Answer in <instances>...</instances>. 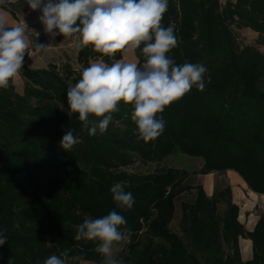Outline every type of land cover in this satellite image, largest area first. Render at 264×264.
<instances>
[{
    "label": "trees",
    "instance_id": "obj_1",
    "mask_svg": "<svg viewBox=\"0 0 264 264\" xmlns=\"http://www.w3.org/2000/svg\"><path fill=\"white\" fill-rule=\"evenodd\" d=\"M162 25H173L179 40L166 55L179 65L201 64L206 73L203 90L194 86L157 114L165 127L152 141L138 138L133 108L123 102L103 134L89 135L78 114L68 115L67 89L74 84L56 64L23 63V92L14 80L0 88V233L7 238L0 264H44L64 250L67 264H98L97 242L74 237L85 219L111 211L133 233L124 264H264V214L248 231L230 186L209 196L190 182L192 175L232 170L264 194V0H168ZM243 31L255 40H242ZM122 51L105 55L89 45L79 48L78 60L84 68L100 59L111 64ZM135 54L142 64L141 51ZM89 120L98 122L91 114ZM69 129L79 142L65 151L60 141ZM178 152L201 158V168L127 170L137 160L162 162ZM121 181L133 195L131 209L112 199L110 188ZM191 192L193 201L181 206V236L170 225L177 199ZM240 238L252 240L246 262Z\"/></svg>",
    "mask_w": 264,
    "mask_h": 264
},
{
    "label": "clouds",
    "instance_id": "obj_2",
    "mask_svg": "<svg viewBox=\"0 0 264 264\" xmlns=\"http://www.w3.org/2000/svg\"><path fill=\"white\" fill-rule=\"evenodd\" d=\"M32 11L39 10L45 33L72 37L77 47L92 46L93 51L111 55L121 50L139 49L143 63L103 59L84 68L80 79L67 89L68 115L78 114L89 135L103 134L118 111V104L131 105V119L138 138L148 142L164 131L158 113L182 98L195 86L204 88L206 68L201 64H176L166 54L177 47L179 40L174 26L162 25L168 0H26ZM37 44L38 49L46 48ZM29 41L25 28L7 27L0 17V88H5L23 68ZM28 53V52H27ZM98 118L90 121L89 115ZM78 138L69 129L60 141L65 151L77 144ZM126 182L114 183L110 192L120 208L131 209L134 198L125 191ZM126 219L116 211L100 218H88L77 226L75 240L97 242L95 251L103 258L101 264H124L116 258L123 242L129 241L132 230ZM7 240L0 233V245ZM68 250L51 255L44 264H67ZM73 259H76L73 257Z\"/></svg>",
    "mask_w": 264,
    "mask_h": 264
},
{
    "label": "rangeland",
    "instance_id": "obj_3",
    "mask_svg": "<svg viewBox=\"0 0 264 264\" xmlns=\"http://www.w3.org/2000/svg\"><path fill=\"white\" fill-rule=\"evenodd\" d=\"M23 4L24 3L22 2V0H0V6H7L10 9L14 10L16 13L24 8ZM0 8L3 9L2 7H0ZM0 17H3L5 19L6 25H7V23H9V21H10L8 19L9 17L4 15V13L0 12ZM37 18L35 20L28 21L24 24H21V27H24L26 30H29V32H31V34L39 40V42L37 44H43L47 47L40 49V52L33 57L25 56L24 58L25 59L28 58L30 67H35L37 65L47 67L49 64H56V66H58V68H59V71L65 77H68V79L71 82H73V84L75 85V83H77L78 80L80 79V74H81L82 70L84 69V67L80 64V62L78 60L79 48L77 47V41L75 39V36L64 38L62 35H56V40L51 41L49 38H47L43 34L44 33V27L40 24V22H37ZM241 34H242L241 35L242 40H244L245 42L250 43V42H253L255 40V38H254L255 35L250 31H243ZM58 41L61 43V47H60L59 51H57V53H55L56 51H54L55 50L54 44ZM36 49L37 48H35L33 50L35 51ZM48 49L53 50V51H49ZM47 50L49 52H51L50 54L48 53V55H47L49 57H47V59H46V57H43V59H41L42 56L46 52H48ZM26 51H29V50H26ZM44 59H46V60H44ZM38 60H40V61H38ZM121 60H123L124 62H136L137 63L135 50H127V49L123 50ZM98 61L99 60L92 61L91 63H95ZM24 64H25V62H24ZM201 161H202L201 158L190 157L184 153L178 152V153L174 154L173 156L166 158L162 162L145 163L141 160H137L136 163L133 164L131 167H128L127 170L133 171L136 173H140V174L153 173V172L161 171V170L168 169V168H180V169H185V170L190 171V172H197L201 168V165H202ZM225 175H226V173L221 174L220 178L219 177L216 178V187L223 188L224 186H227V181H226L227 178ZM201 178H202L201 174L192 175L190 182L192 184L198 183V181ZM244 192H245V198H244L243 202L240 204V207L243 210H244L246 204L249 201H251L249 191L244 190ZM194 197H195V192L184 193L176 201L177 211H176V215H175L174 220L171 222L170 227L173 231H176L181 236H184V233L181 230V219H182L181 206H182L183 202L193 201ZM225 208H226L225 205H223V204L220 205V213L221 214L224 213ZM250 213L251 212L248 211V215ZM129 242H130V240L123 242L120 245L119 251L116 253L117 259L124 260L126 257L130 256L129 251L127 250ZM79 264H95V263L82 261ZM98 264H101V262Z\"/></svg>",
    "mask_w": 264,
    "mask_h": 264
},
{
    "label": "crops",
    "instance_id": "obj_4",
    "mask_svg": "<svg viewBox=\"0 0 264 264\" xmlns=\"http://www.w3.org/2000/svg\"><path fill=\"white\" fill-rule=\"evenodd\" d=\"M223 3H225L227 0H221ZM0 12L4 13V15L8 16L9 18V23H7V27H16V26H21V24H24L28 21L35 20L38 16L41 15V12L39 10L32 11L28 6L24 7L22 10L16 13V18L8 11L1 9ZM25 34L28 38L29 41V48L27 50H33L37 48V43L39 40L29 32V30L25 29ZM54 51L57 53L61 47V43L58 41L54 44ZM49 51H53L48 49ZM47 50V51H48ZM46 51V50H45ZM46 52L43 57H49L47 56L48 53L50 54L51 52ZM44 59V60H46ZM40 61V60H38ZM43 61V60H42ZM24 62L27 66L30 67L29 65V60L28 58H24ZM45 66H35L32 68H43ZM16 86L17 92H23L24 90V79L20 74H18L16 77L13 78ZM226 181L227 185L231 187L232 189V194H233V199L234 202L240 207V204L243 202L245 198V192L244 190H248L251 201H249L244 210L240 207V214H239V220L242 224L245 225V228L248 231H253L255 225L257 224L260 216L264 214V194H258L253 192L252 190L249 189L248 185L246 182L243 180V178L235 171L229 170L226 172ZM219 177L220 175L217 173H211L208 175H202V180L200 179L198 181V184L202 185L207 192L209 196H212L214 194L215 188H216V178ZM260 201V202H259ZM248 211L251 213L248 215ZM240 251L242 255V260L244 262L249 261L253 257V244L252 240L249 238H240Z\"/></svg>",
    "mask_w": 264,
    "mask_h": 264
},
{
    "label": "built area",
    "instance_id": "obj_5",
    "mask_svg": "<svg viewBox=\"0 0 264 264\" xmlns=\"http://www.w3.org/2000/svg\"><path fill=\"white\" fill-rule=\"evenodd\" d=\"M40 17V16H39ZM39 17L37 18V22H40L39 20ZM40 24L42 25V23L40 22ZM43 26V25H42ZM44 27V26H43ZM47 38H49L51 41H55L56 40V36L54 38L50 37L48 34L45 33V30H44V33H43ZM28 52V53H27ZM25 53V56H29V57H33L35 55H37L39 52H40V49H36L35 51L34 50H29Z\"/></svg>",
    "mask_w": 264,
    "mask_h": 264
}]
</instances>
